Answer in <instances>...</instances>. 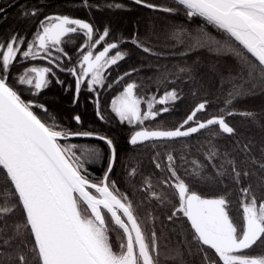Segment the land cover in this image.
Masks as SVG:
<instances>
[{
    "label": "snow or ice",
    "instance_id": "1",
    "mask_svg": "<svg viewBox=\"0 0 264 264\" xmlns=\"http://www.w3.org/2000/svg\"><path fill=\"white\" fill-rule=\"evenodd\" d=\"M138 6L175 18L183 14L186 21L195 23L202 18L221 35L210 36L203 27L170 25L164 40L176 48L181 56L199 53L201 49L214 54V62L206 66L207 75L218 81V88L225 96L220 115L199 120L197 114L205 112L209 101L203 100L175 128L155 129L145 126L163 113L171 111L181 97L173 88L157 97L137 95L136 82H129L111 101V112L121 124L138 126L128 143L135 146L145 142L174 141L191 137L208 130L210 145L203 161L179 157L191 169L181 175L178 158L169 152L166 164L153 159L157 169L166 173L161 183L173 190L175 203L166 194L152 190L150 182L141 189L148 199L171 204L166 220L175 224L186 218L190 231L181 235L177 229L176 246L169 249L164 260L183 264L185 250L203 253L204 264H264V142L244 138L227 117L240 116L249 124H260L264 129V113L239 110L237 104L248 98L264 96V0H133ZM85 8L96 7L89 0H81ZM108 8L121 9L113 2ZM4 7L0 6V14ZM37 9L25 10V17H37ZM153 31L146 40L134 34L130 43L143 53L155 56L151 47ZM73 36H80L84 43L77 47L78 58L65 50ZM110 28L103 31L92 23L69 15H47L39 21L33 38L13 34L6 43H0V264H162L161 239L156 230L159 216L149 212V223L137 212V206L119 192L116 182L110 179L117 160V149L112 138L83 127L79 114L72 120L79 130L63 127L52 117L49 124L35 111L45 113V105L22 99L17 87L9 82L14 65L20 62L43 60L50 66H29L19 75L17 84L25 86L38 96L52 82L64 81L54 69L73 77L75 92L73 105L79 101L82 89L94 93L96 117L104 122L100 91L112 88L130 77L124 72L111 83L107 70L126 59L128 52L121 51V44L108 42ZM74 43V41H72ZM127 42V41H126ZM26 44V47L24 45ZM103 45L102 50H97ZM114 51V54H110ZM231 60V65L221 63ZM200 65L193 62L180 68V72L195 77ZM68 90V89H66ZM194 95L196 93H193ZM142 105L146 107L142 108ZM162 106L157 108V106ZM218 126V130H214ZM226 135L232 139L223 148L212 143V138ZM73 138H94L108 148L107 170L103 179L93 182L87 175L85 154L98 160L100 151L87 145H65L61 141ZM77 150L80 154L77 155ZM159 155V154H157ZM133 169L129 175H135ZM203 183L220 194L211 198L193 190L192 183ZM232 197H236L241 210L240 221L231 214ZM154 211V210H153ZM163 225V220L160 221ZM115 234L116 244L111 237ZM171 240V234L167 237ZM210 249L217 259H209Z\"/></svg>",
    "mask_w": 264,
    "mask_h": 264
},
{
    "label": "trees",
    "instance_id": "2",
    "mask_svg": "<svg viewBox=\"0 0 264 264\" xmlns=\"http://www.w3.org/2000/svg\"><path fill=\"white\" fill-rule=\"evenodd\" d=\"M13 3L5 16L0 18V39L5 41L13 34L29 37L36 28L39 19L52 14L69 15L72 18L84 19L92 23L97 29L103 31L105 26L110 28V36L108 42L116 41L121 44L120 50L128 52L125 60L121 61L118 66H113L107 70V81L111 83L124 72L132 71L130 77H125L119 84H114L112 88L99 89L101 109L105 116V121H100L95 115V105L92 103L94 93L87 91L85 86L82 89L79 101L73 105L72 100L75 92V84L72 76L65 72L56 71V75L64 81L63 85L55 83V77H51L52 82L49 87L44 89L38 96H34L25 86H19L14 80L15 86L20 92L22 99L26 102L35 101L46 106L48 112L36 108V113L49 124L52 123V117L63 127H70L73 130H79L80 126L72 120V116L79 114L83 120V127L90 129L100 135H107L113 139L117 149V160L113 171L110 173V179L116 182V186L121 194L127 195L137 206L138 215L149 223L148 214L159 216L156 221V230L163 233L161 243V259L162 264H181L179 258L176 261L171 259L164 260V257L170 255L169 249L176 246L177 236L175 231L178 229L181 235L190 231L186 218H181L173 224L166 220V216L170 214L171 204L167 200L175 203L171 189L166 188L161 181L166 178V173L155 167L153 159L166 164V156L171 152L178 158V163L182 167L178 168L181 175L185 174V170H190V164H184L179 157L185 156L189 161L198 159L203 161L206 149L210 146L208 139L210 133L208 130H202L191 137L176 139L174 141H155L141 145L130 146L128 140L131 134L139 130L138 126H131L127 123L121 124L115 114L111 112L110 102L129 82H136L138 88L136 93L139 96L147 97L149 94L160 96L164 91L175 89L181 99L170 105L171 111L163 113L157 117L155 121H146L145 126L149 128L172 129L177 127L188 114L203 100H208L209 105L205 112L197 114L199 120H206L213 115H220L221 109L224 107L225 96L220 93L218 81L207 75L206 66L214 62V54L207 50L201 49L199 53H193L189 56H181L176 48L171 47L164 40V32L168 31L170 25H181L188 27L191 25L193 29L203 27L205 31L213 37H219L218 32L211 25H206L202 18H194L195 23L186 21L183 14L175 18H169L167 14L153 12L150 9L135 5L133 0H89L96 7L85 8L81 4V0H10ZM117 2L123 5L121 9L108 8L106 5ZM153 3H163L165 0H150ZM37 9L39 15L37 17H25L22 12L25 10ZM155 31L156 35L152 36V40L156 41L151 47L158 55L151 56L143 53L130 43L134 34H138L141 40H146L151 33ZM127 41V42H126ZM84 43V39L77 36V45L65 50L67 53L74 54V50ZM71 42V45L74 46ZM103 45L98 46L99 50ZM73 52V53H72ZM114 52V51H113ZM112 52V53H113ZM76 58L72 60L75 64ZM200 65L199 72L192 78L181 73L180 68L190 66L193 62ZM221 63L231 65L232 61L221 60ZM68 89V90H66ZM193 93H196L195 95ZM162 106H157V108ZM239 110H254L257 113H264V96H257L242 100L237 104ZM228 122L237 128L244 138H252L260 143L264 142V129L260 124H249L240 116L227 117ZM214 130H218V126H214ZM232 139L226 135H220L212 138V143L217 147L223 148L231 144ZM65 145H87L99 149L101 155L98 160L85 154V167L87 175L93 182H99L105 171L107 170V158L109 150L107 146L98 140L93 139H71L61 141ZM80 152L77 150V155ZM159 154V155H157ZM135 169L136 174L130 176L129 173ZM150 182L152 190L160 194H166V203L162 204L156 200L148 199V194L143 192L146 184ZM193 190L205 197H213L219 195L218 189H214L203 183H192ZM231 214L237 222L241 218V210L238 207L236 197H232ZM154 210V211H153ZM163 220V225L160 221ZM171 234V240L166 239ZM114 245L118 247L115 240V234L111 237ZM208 252L209 259H217L210 249ZM183 264H204L203 253H197L196 245H193V253L183 256Z\"/></svg>",
    "mask_w": 264,
    "mask_h": 264
},
{
    "label": "flooded vegetation",
    "instance_id": "3",
    "mask_svg": "<svg viewBox=\"0 0 264 264\" xmlns=\"http://www.w3.org/2000/svg\"><path fill=\"white\" fill-rule=\"evenodd\" d=\"M10 0H0V6L4 7V12L2 14H0V18H2V16H5L7 14V11L10 9V6H12L13 3H8ZM44 18V17H43ZM41 18V19H43ZM39 19V21L41 20ZM39 21L37 22V25H36V28L35 30L33 31L32 34L29 35V37H27L28 40H31L33 38V34L36 32L37 28H38V25H39ZM12 37V35L10 37H8L5 41H2L0 39V43H6L10 38ZM25 37V36H24ZM74 41V44H76L77 42V36H73L69 39V42L66 44V47L68 48H72L77 45H74L73 42ZM71 42L74 46L71 45ZM24 47H26V44L24 45ZM77 49V48H76ZM73 53V52H72ZM70 56H72V58H78V53L76 50H74V54H70ZM72 59V60H73ZM29 66H50L47 64L46 61H43V60H36V61H28V62H20L16 65H14L11 69V74L9 75V82L11 84H13L15 86V83L13 82L14 80H16V82L18 81L19 79V75L22 74L23 70Z\"/></svg>",
    "mask_w": 264,
    "mask_h": 264
},
{
    "label": "rangeland",
    "instance_id": "4",
    "mask_svg": "<svg viewBox=\"0 0 264 264\" xmlns=\"http://www.w3.org/2000/svg\"><path fill=\"white\" fill-rule=\"evenodd\" d=\"M115 51V50H114ZM111 54H114V53H111ZM26 69V68H25ZM22 74H24V70H23V72H22ZM21 74V75H22ZM125 87V86H124ZM123 90V89H122ZM122 90L117 94V95H119L121 92H122ZM165 92V91H164ZM163 92V93H164ZM163 93L161 94V95H163ZM116 95V96H117ZM152 94H149L147 97H145V98H148L149 96H151ZM116 96H114L112 99H114ZM143 97V96H142ZM157 97H159V96H157ZM112 99H111V101H112ZM144 107H146V105H142V108H144ZM110 108H111V102H110ZM115 114V113H114Z\"/></svg>",
    "mask_w": 264,
    "mask_h": 264
},
{
    "label": "water",
    "instance_id": "5",
    "mask_svg": "<svg viewBox=\"0 0 264 264\" xmlns=\"http://www.w3.org/2000/svg\"><path fill=\"white\" fill-rule=\"evenodd\" d=\"M73 139H93V140H97V139H94V138H73ZM179 139H181V138H179ZM99 141V140H98ZM145 143H148V142H145ZM145 143H142V144H145ZM129 144V143H128ZM130 146H133V145H131V144H129ZM137 145H141V144H137ZM136 146V145H135ZM103 177H104V175H103ZM103 177H102V179H103Z\"/></svg>",
    "mask_w": 264,
    "mask_h": 264
},
{
    "label": "bare ground",
    "instance_id": "6",
    "mask_svg": "<svg viewBox=\"0 0 264 264\" xmlns=\"http://www.w3.org/2000/svg\"><path fill=\"white\" fill-rule=\"evenodd\" d=\"M103 47V46H102ZM99 50H102V48H100ZM114 53V52H113ZM111 109V108H110Z\"/></svg>",
    "mask_w": 264,
    "mask_h": 264
}]
</instances>
